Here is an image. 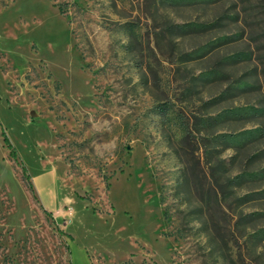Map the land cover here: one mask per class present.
Listing matches in <instances>:
<instances>
[{
    "label": "rangeland",
    "instance_id": "374dc122",
    "mask_svg": "<svg viewBox=\"0 0 264 264\" xmlns=\"http://www.w3.org/2000/svg\"><path fill=\"white\" fill-rule=\"evenodd\" d=\"M263 63L264 0H0V264H264L252 186L208 145L241 123L204 124Z\"/></svg>",
    "mask_w": 264,
    "mask_h": 264
},
{
    "label": "trees",
    "instance_id": "16d2710c",
    "mask_svg": "<svg viewBox=\"0 0 264 264\" xmlns=\"http://www.w3.org/2000/svg\"><path fill=\"white\" fill-rule=\"evenodd\" d=\"M207 26L195 27V31L205 30ZM255 40L257 35L252 36ZM229 37L218 39L217 44H224L229 42ZM242 53V52H241ZM250 54H241L240 59H249ZM241 57H243L241 59ZM264 65V63H263ZM223 66V59H219L214 67L206 72L204 79L207 82H215L222 78L225 74L221 67ZM258 75V74H257ZM255 74L254 79H247L246 77L239 78L234 83V88L243 95L249 92H255L256 98L253 100H245L239 106L234 108H221L216 111V115H211L206 118L204 124L207 127L213 128L219 123L233 120L241 123V128L233 132L213 133L209 138L208 143L210 152H219L232 148L235 150V157L239 162V173L237 180L242 187L252 186L251 192L248 190L244 193L245 200H254V211L251 212L248 218L255 222L254 231L258 246L264 248V83L259 76ZM263 93H260V92ZM254 94V93H253ZM261 94V98H259ZM225 94L222 92L211 99L215 104L221 100ZM185 135L191 138V141L198 142V137L193 136L194 130L187 124L182 123ZM1 125V122H0ZM249 126V127H247ZM195 131L200 132L199 129ZM214 132V131H213ZM2 136L7 147L10 149V155L17 159V153L10 142L5 130L2 128ZM217 150V151H216ZM208 153V152H207ZM223 160L209 163L210 178L215 186L222 184V171L224 169ZM23 175L29 185V189L34 193V186L27 168L22 164ZM46 212L47 209H44Z\"/></svg>",
    "mask_w": 264,
    "mask_h": 264
},
{
    "label": "bare ground",
    "instance_id": "6f19581e",
    "mask_svg": "<svg viewBox=\"0 0 264 264\" xmlns=\"http://www.w3.org/2000/svg\"><path fill=\"white\" fill-rule=\"evenodd\" d=\"M74 263L77 264V263H76V258H75V260H74Z\"/></svg>",
    "mask_w": 264,
    "mask_h": 264
},
{
    "label": "crops",
    "instance_id": "0c3cea01",
    "mask_svg": "<svg viewBox=\"0 0 264 264\" xmlns=\"http://www.w3.org/2000/svg\"><path fill=\"white\" fill-rule=\"evenodd\" d=\"M74 260H75V258H74ZM75 264V263H74Z\"/></svg>",
    "mask_w": 264,
    "mask_h": 264
}]
</instances>
